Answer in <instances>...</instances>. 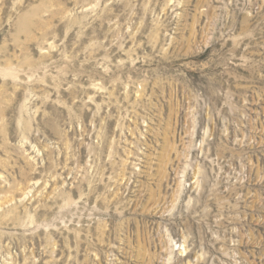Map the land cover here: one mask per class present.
Instances as JSON below:
<instances>
[{"label": "rangeland", "instance_id": "1", "mask_svg": "<svg viewBox=\"0 0 264 264\" xmlns=\"http://www.w3.org/2000/svg\"><path fill=\"white\" fill-rule=\"evenodd\" d=\"M0 264H264V0H0Z\"/></svg>", "mask_w": 264, "mask_h": 264}]
</instances>
